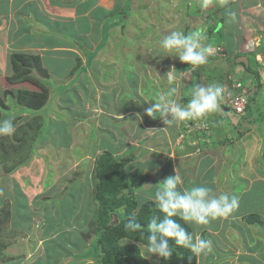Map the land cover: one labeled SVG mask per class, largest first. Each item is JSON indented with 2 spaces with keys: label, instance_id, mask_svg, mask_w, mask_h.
I'll return each instance as SVG.
<instances>
[{
  "label": "rangeland",
  "instance_id": "1",
  "mask_svg": "<svg viewBox=\"0 0 264 264\" xmlns=\"http://www.w3.org/2000/svg\"><path fill=\"white\" fill-rule=\"evenodd\" d=\"M4 1L15 6L12 8L17 7L15 22L19 15H26L27 6L22 0V4L20 0ZM123 1L126 2L89 0L92 2L90 9L94 13L97 11L96 24L101 26L107 21L100 31L103 34L101 47L94 56V70L89 66V78L84 77L85 74H75L74 70L82 66L81 62L62 81L67 90L70 88L68 82L74 88L57 98L58 106L51 109L56 104L54 99L46 112L40 111L45 114L41 120L37 115L29 116L21 119L23 123L17 120V124L14 116L0 112V122L10 119L14 128L11 135L0 134V264H106L111 261L104 254L98 261L90 260L96 259L91 248L95 231L93 226L90 227L98 210L94 186L97 163L94 159L108 148L105 143L116 139V147L111 150L123 162L127 158L123 152L127 144L140 147L139 158L146 160L151 152L150 126L161 121L148 117L145 110L159 91L175 88L174 98L185 104L184 89L188 83L191 90L197 84L223 86L229 82H225L228 77L238 81L246 78V82L254 83L255 72L261 80L264 78V59H256L258 53L264 57V0H208L207 6H203V0H131V11L125 15L126 23L119 18L109 29L114 18H105V15H114ZM97 9H104L105 13ZM9 11L0 15V31L6 29L13 38L14 34L9 31L13 29V16ZM196 30L205 34L203 44L213 45V52L207 56L205 64L182 62L174 53L169 55L160 47L162 37L171 31H182L187 35ZM67 39L74 40L72 37ZM74 42L80 48L79 56L73 60L78 64L79 60H85L87 52L83 44ZM55 46L67 47L54 42L49 47ZM15 53L7 57L6 81L3 83L0 78V96L6 102L13 99V95L7 94L10 86H23L21 82L24 81L9 79L14 76L12 71L16 67L20 74L25 70L15 60ZM29 53L32 52L24 55ZM2 56H5L3 52ZM237 56L249 57V66L238 62ZM247 67L251 69L247 70ZM1 68L0 75H3L5 71ZM169 74L174 76L171 83L167 79ZM29 80L34 84L39 81ZM4 84L8 85L6 89L2 88ZM57 90L62 93L59 88ZM249 95L252 109H258V106L264 114V81L251 87ZM135 107L139 115L133 111ZM224 112L219 104L212 114L222 113L219 117L224 119L227 117ZM258 113L254 112L253 116L258 117ZM260 115L258 118L262 119L264 115ZM208 116L186 121L190 122L189 127L178 128L177 131L184 133L186 143L191 142L194 135H201L197 127L203 122L208 123ZM219 117L217 121L222 122ZM139 137H144L148 147L139 145ZM156 139L162 143L166 138L163 134ZM193 145V149L198 147V143ZM142 149L146 152L141 153ZM235 151L238 152L237 148ZM134 167L125 166L130 175L125 182L143 173V170L134 173ZM148 181L149 178L143 181L138 192L132 187L139 204L154 193V188L142 189ZM128 190L131 189L126 192ZM116 196L121 194L118 192ZM115 212L118 215V211ZM133 213L137 214L138 209ZM117 218L113 217V222L118 221ZM125 240L129 241V238L114 241L106 249L124 245ZM76 254L79 256L75 257ZM146 257L150 264H161L162 258L156 254Z\"/></svg>",
  "mask_w": 264,
  "mask_h": 264
},
{
  "label": "crops",
  "instance_id": "2",
  "mask_svg": "<svg viewBox=\"0 0 264 264\" xmlns=\"http://www.w3.org/2000/svg\"><path fill=\"white\" fill-rule=\"evenodd\" d=\"M22 2L27 6L26 15H19V20L15 22L17 7L12 8L15 6L0 0V15L10 10L14 23L13 29L9 30L14 34L13 38L9 36L6 29L0 31V33L4 31L0 38V66L3 67L1 70H7L9 67L7 57L13 52H32L31 54L38 55L36 61H40L46 72L44 83L41 79L39 81L45 85L44 88L48 89L49 97L48 101L36 110L20 111L24 107L15 103V106H12V110H15L14 114H6L14 116L13 119L21 117L23 120L32 114L33 116L37 115L41 120V117L45 115L41 114V110L44 109L46 112L54 99L56 104L54 103L51 109L55 108V105L58 106L59 103L57 98L74 88L73 84L68 82L71 89L67 90L62 81L81 62L82 66L79 67L80 69L74 70L75 74L78 76L85 74L87 76L84 77L89 78L88 71L93 67L96 57H87L85 53V60H79L78 64L77 61L73 62L76 56H79L77 51L80 49L74 40L83 44L86 50L98 52L103 40V34H100V31L106 22L101 26L96 24L97 11L94 13L95 11L90 9L91 5L89 4L92 2L89 3V0H22ZM22 2L20 0V4ZM125 4L126 2L123 1L116 13L121 11ZM97 10L105 13L104 9ZM114 15L113 13L111 16L106 14L105 18ZM61 36L63 37L61 38ZM69 37L74 40L69 41L67 39ZM95 40L96 43H94ZM53 42L56 45H66L67 47H49ZM2 52L5 54L4 57ZM84 66L88 69H84ZM6 73L5 71L2 73L3 75H0L3 83L6 81ZM40 73V71L38 74L34 72L33 75L40 76ZM39 81L34 84V81L27 79L26 82L25 80L21 82L23 86L15 88L10 86L7 94L13 95V99L9 102L14 101V94L20 87L33 92H42L43 87L38 84ZM53 84L54 86H52ZM7 86L4 84L2 88L6 89ZM57 88L62 93H58ZM161 92L159 91V93ZM145 93L147 94V92ZM250 108L241 115L224 109V113L227 115L224 119L223 116L219 117L220 113H216L217 116H213L212 113L210 116H208L209 113L206 114L210 122L199 124L197 130L201 135L199 137L194 135V139H192L194 142L191 140L187 143L183 140L184 133L177 130L179 127H189L190 122L188 124L186 121H176L171 125H165L163 119L157 116L155 119L161 122L156 126H150L152 137L150 136L149 158L140 160L138 152L141 148L135 144H127L123 150L127 157L125 166L128 168L130 165L135 166L134 173L143 170L141 175H146L150 179L145 183L146 186L142 187L144 191L151 187L154 188L153 192L155 193L159 186L158 182L176 173L183 179V184L177 188L178 191L185 188L190 189L194 185H202L212 188L217 195L225 192L236 196L238 208L227 217L210 219L206 225L186 222L191 227V234L194 238L202 237L210 241V250L197 255V264H264V117L258 118L260 114H264L260 112L263 109L258 106V109L255 110L252 109V106ZM133 111L139 115L136 107ZM144 112L141 113L144 114ZM254 112H259L258 117L253 116ZM218 117L222 122L217 121ZM167 118L171 119V116L169 115ZM159 134H164L166 138L162 143L161 140L156 141V138L160 137ZM143 138L139 137V145L148 147L145 145L147 141ZM115 141L110 139L105 143L109 149L104 148V150L113 153L111 149L116 147L117 141ZM192 143L195 145L198 143V147L193 149ZM235 148L238 150L237 153ZM143 152L146 150L142 149L141 153ZM154 193L148 196V199L153 200ZM250 214H255L258 218L255 217L250 221L247 219ZM147 259L150 261L149 258Z\"/></svg>",
  "mask_w": 264,
  "mask_h": 264
},
{
  "label": "clouds",
  "instance_id": "3",
  "mask_svg": "<svg viewBox=\"0 0 264 264\" xmlns=\"http://www.w3.org/2000/svg\"><path fill=\"white\" fill-rule=\"evenodd\" d=\"M208 0H203V6H207ZM205 34L196 30L189 34L182 31H171L160 40V47L165 52L178 56L179 60L191 65H202L207 63V56L212 54L213 45L203 44ZM256 59L262 60L259 53ZM169 83L174 76H167ZM175 88L159 93L151 100L153 103L147 108L146 114L153 119L159 116L165 125H171L176 121H188L201 118L208 113L216 111L219 100L222 97L223 87L217 84L201 86L199 84L191 89V98L186 104L178 103L174 98ZM229 110L228 108H223ZM158 114V115H157ZM171 116L168 119L167 116ZM30 117L33 115L30 114ZM28 116V117H29ZM14 131L12 121L5 119L0 122V134L11 135ZM159 186L154 193L156 207L165 214L164 219L153 216L148 225L147 243L140 244L143 256L156 254L168 259L172 256L169 239L172 238L176 245L189 248L192 253L200 255L210 250V241L202 237L194 238L180 224L171 217L179 215L185 222H195L206 225L210 219L227 217L238 208V200L235 195L221 192L215 194L212 188L202 185H194L190 189L177 190L183 184L180 175H171L157 183ZM127 228L136 231L141 225L134 219H129ZM125 240L123 243H127Z\"/></svg>",
  "mask_w": 264,
  "mask_h": 264
},
{
  "label": "trees",
  "instance_id": "4",
  "mask_svg": "<svg viewBox=\"0 0 264 264\" xmlns=\"http://www.w3.org/2000/svg\"><path fill=\"white\" fill-rule=\"evenodd\" d=\"M118 8L120 7L118 6L117 10ZM130 8L131 0H126V4L121 8V11H118L117 13L115 12V15L113 16L114 19L111 20L109 29H111L112 26H114L117 21H119L117 20L119 18L120 21H124L126 23L127 17H125V15H129L131 11ZM86 52L87 57H90L95 53L91 58H93L97 54V51L90 52L86 50ZM14 57L15 60L20 63V67L25 68V70L20 74L19 68L16 67L14 76H11L9 78L10 81H13V78L16 82L18 80H27L32 78L33 80L41 79V81L43 82L46 77L44 76L46 72L42 68L40 61H36V58H38V56L31 53L26 55H24V53H15ZM28 63L31 65L28 66ZM248 69L251 68L247 67V70ZM38 71L41 72L40 76L33 75L34 72L38 74ZM255 74L257 78L254 82H257L259 85L261 79L258 75V72H255ZM229 78L230 77H228L225 82L231 81ZM244 80L245 81H242L246 82V78ZM222 82L223 81H221L220 83ZM38 84L43 87L42 92H33L28 89L22 88L19 89L16 94H14L15 99L12 102H6L5 98L0 96V112L2 110V112H4L5 114H14L15 110H12V106H15V103L24 107L21 108L20 111H32L38 109L47 101L49 97L48 89L44 88L45 85H43L42 83ZM189 86L190 83L185 86L187 95L183 97V101L185 102V104L191 98V90L189 89ZM61 89L63 90L64 88L62 87ZM250 107L251 104H248L247 110H250ZM20 119L21 117L13 120L18 123L17 120L20 121ZM95 161L97 163V166L94 186L95 197L98 203V210L97 216L94 222L91 223L90 227L92 229L93 226L95 231L93 238L95 240H93L91 248H93L96 253V259L92 258V260L98 261L100 259V255L104 254L105 257L112 259L111 261H107L106 264H150L148 259L142 256L141 248H139V243H147V225L150 219L153 216H156L159 218L158 222H160L162 219H164L165 214L156 207L153 200L146 199V201L139 204L136 197L133 196L135 190L132 188L135 187L139 189V187L143 185V181L147 180L148 177L146 175H141L139 177L136 176V178L127 180V182H125L124 180L126 179V177L130 176L125 171L126 163L123 162V160L117 159L113 155V153L108 150H104L99 153L96 156ZM126 189H131L128 190V192L131 194L126 192ZM118 192L121 194V196H116ZM134 209H138L137 214L133 213ZM115 211H118V215L115 214ZM117 216L119 217L117 218L118 221L115 220V222H113V217ZM255 217H257L255 214H250L247 219L251 221ZM129 219H134L141 225V228L136 231H131L127 227H124L127 226ZM171 219L175 220L178 224L181 225V227H183L188 233L191 234V227L183 219H181L179 215L173 216L171 217ZM106 227H109L108 230L103 231L106 229ZM124 237L129 238V241L126 244L123 243L124 245H120L119 247L114 249H106L107 245L113 244L112 242L114 241H120L121 238ZM168 239L170 248L172 249V256L168 259L161 257V264H197L196 254L192 253V251L187 247L176 245L174 239ZM77 256L79 255L76 254L75 257Z\"/></svg>",
  "mask_w": 264,
  "mask_h": 264
},
{
  "label": "built area",
  "instance_id": "5",
  "mask_svg": "<svg viewBox=\"0 0 264 264\" xmlns=\"http://www.w3.org/2000/svg\"><path fill=\"white\" fill-rule=\"evenodd\" d=\"M264 81L261 80V82ZM257 82L250 83L238 81L233 79L227 83H225L223 87V93L221 100H219V104L223 108H228L232 110L236 114H245L248 104L250 103V91L251 87L256 85Z\"/></svg>",
  "mask_w": 264,
  "mask_h": 264
},
{
  "label": "water",
  "instance_id": "6",
  "mask_svg": "<svg viewBox=\"0 0 264 264\" xmlns=\"http://www.w3.org/2000/svg\"><path fill=\"white\" fill-rule=\"evenodd\" d=\"M237 61L238 62H243L247 66H249V57H247V56H239V57H237Z\"/></svg>",
  "mask_w": 264,
  "mask_h": 264
}]
</instances>
